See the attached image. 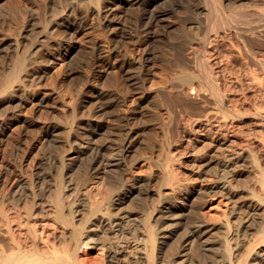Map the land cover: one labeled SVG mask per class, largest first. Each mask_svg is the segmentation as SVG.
<instances>
[{"label": "bare ground", "instance_id": "obj_1", "mask_svg": "<svg viewBox=\"0 0 264 264\" xmlns=\"http://www.w3.org/2000/svg\"><path fill=\"white\" fill-rule=\"evenodd\" d=\"M167 1L176 0H35L25 11L0 5V264H102L89 254L103 236L120 242L111 241L103 264H264V247L255 250L264 244V56L251 44L264 38V10L233 6L263 0H203L198 26L211 25L212 36L207 29L194 38V22H163ZM129 5L141 8L139 24ZM88 29L105 31L106 40L78 43ZM135 36L146 47L129 58L124 42ZM154 41L171 44L174 62L191 69L175 95L155 102L154 116L170 115L163 163L138 172L133 160L151 142L136 149L143 133L134 112L117 113L114 128L106 122L131 88L112 93L88 84L96 68L120 64L126 88L143 90ZM77 43V61L71 58L81 75L50 78L62 50ZM72 64L64 58L58 73ZM48 79L60 94L74 93L70 106L50 108V94H38ZM235 96L240 103L231 106ZM173 145L181 157L171 155ZM183 169L192 180L178 178ZM100 181L107 189L95 198ZM214 195L228 202L219 221L203 210Z\"/></svg>", "mask_w": 264, "mask_h": 264}, {"label": "rangeland", "instance_id": "obj_2", "mask_svg": "<svg viewBox=\"0 0 264 264\" xmlns=\"http://www.w3.org/2000/svg\"><path fill=\"white\" fill-rule=\"evenodd\" d=\"M2 1L0 2V5L5 7L6 11H8L9 7L10 8L13 7V9L16 8V10H18V11L20 10L19 8H21L22 11H25L26 9L28 10V7H29V9H30V7H32L33 1H34V4H35V0H2ZM177 1H179V2H177ZM203 3H204L203 0H176V1H171V2L167 1V3L164 2L163 4H165V5L163 6V4H162L161 8H163L165 10V6H166L167 9H166V13L163 15V22L166 23V24H174V25H183V23H184V25H186L187 27L189 26V28L191 26L190 25L191 22H194L193 25L194 26L195 25L198 26V24H200V20L202 18L199 20L200 17H198V16H200V15H198L196 17V15H197V6L199 4H203ZM262 3L264 4V0L262 1ZM263 4L259 3L260 7H264ZM234 5H236L235 6L236 8L237 7L238 8L241 7V9L246 10L248 12H255V11L259 10V9L262 10V11L264 10V8L262 9V8L258 7V5H254V6L250 5V6H246V8H245V5H240L238 2L237 3H233V6ZM22 7L24 8V10L22 9ZM129 7L131 9L133 8L132 9L133 11ZM129 7L127 6L126 12L129 13L132 16V20L133 21H135V22H137L139 24L140 22H139L138 17H139V13L141 11V8L139 6H136V5H129ZM138 8H140V9H138ZM248 8H249V10H247ZM136 9H137V11H136ZM251 9H252V11H251ZM185 10H187L186 12H189V16L187 15L188 13H184ZM10 11H11V9H9V12ZM179 11L181 12L182 16H181ZM12 12H14V11H12ZM192 12L194 14H192ZM183 16H184V18H185V16H188L189 18L187 19V17H186V20H184ZM190 17L192 19L194 18V20L195 19H197V20L194 21ZM214 19H216V18L215 17L212 18V21H211L212 24L214 23ZM119 21H120V19L117 18L115 23H119ZM187 21H189V23ZM197 21L199 23H197ZM178 23H180V24H178ZM198 27L200 28L201 26H198ZM210 28H211V25L209 26V28H206V31H207V29L209 30L208 31L209 35L212 32V29H210ZM154 29L156 30V28H153L150 31H155ZM100 30L101 29H98V30L97 29H94V30L93 29H88V30H86L84 33H82L80 35V37L78 39V43H83V44L86 43L87 45L90 46L92 40H97V41H103L104 42L106 40L107 33L105 31H103V30H101V31ZM198 30H197L198 33L196 32V30H194L195 33L192 32L193 38L196 37V36H199L202 32H206L205 29H203V28H200ZM113 31H114V29L111 28L109 33H113ZM151 34L149 36H151ZM195 34H197V35L195 36ZM210 36H212V34ZM1 37H4V36H1ZM136 38L137 37L135 36V39L133 38V39H131L129 41H126L127 43L124 42L125 44H129V45H127L128 46V55H129L128 57L129 58H131V57L133 58L134 56H137L139 54V52H141V50H142L141 48L146 47V46L140 45V44H142V42L139 40V38L138 39H136ZM136 40H138V41H136ZM193 40H196V39H193ZM261 41L264 42V38L260 39V44H259V40L258 41L253 40L252 42L250 40L252 46L255 44L253 47H255V49L258 50L259 55L264 56V43L262 44ZM253 42H257V43L253 44ZM78 43L75 44V45L74 44L70 45L66 49L62 50V53H61L62 57H60L57 60V62L55 63V66H52L50 71H49V75H51L50 78H53L54 75H55V79H56L57 77H61L63 75H67V74H70V73L73 74V77L81 75V72H80L81 68L77 64V62H76L77 59L75 58L77 56L75 54L77 53L76 51L78 50V45H79ZM149 45L151 47L147 46V48L149 47L150 51H151V49H153L151 52H154V53L152 54L153 55L152 62L149 65L146 66V69L143 72V75H144V89L143 90L142 89H134L135 87H133L132 85H131V87L126 88L127 85H126V81H124L125 77H124V74L122 72V69L119 66L120 64H117L115 66V68H113L112 65H102V66L96 68V71L94 73L92 81H89V84H88V85L101 86V87L104 88L105 91H111L112 93H117V92L120 93L121 92L120 90H122L123 93H126L127 92L126 89H130L131 88L130 89L131 92L129 91L130 93L128 94L129 96H128L127 100L124 103H122L121 108L120 107H118V108L114 107V108H112L110 110L111 112L107 116L106 122L108 121V123H109L108 125H110L112 123L110 125V128H114L116 123H117V121L115 120V116H116L117 113L118 114H122L123 110H125L128 113H133L134 112L133 114H135L136 117L133 118L131 120V122H132L134 127H137L138 129H140L139 133L141 134V132H142L143 134H141V135L144 136V137L143 136L140 137V141L142 140L143 142H142V144L140 143L139 146H138V144H139L138 143L137 146H136L137 147L136 149H139V148H140V150L143 149V152H144L145 144H143V143L144 142H146V143L151 142V146L149 148H147V149L145 148V152L147 150V153H145V152L143 153L144 155L146 154V156H149V158L148 159H146V158L144 159V158H142L143 154H141L142 156H140V154L139 155L137 154L136 157H138V158L133 160V162L135 164V167H136V170L138 172H142V171L144 172V171H146L148 169L150 170L151 168L152 169H155V168L157 169V167H160V163H163V158H164V153H165V148H166L163 138H165L164 136L166 134V131L170 130L169 124H168L169 119H170V115L167 113L168 112L167 110H163L162 111V115H159V117H158V115L154 116V113L156 112L155 110H157L156 107H155V104H156L155 102H158L159 99L164 98L165 95H166L165 97H170L171 95L169 93H171V94L174 93L173 91H175L176 88L179 85L183 84V80L182 79H184L183 77L185 76L183 74H186L185 72H189L190 69H191V65H190L191 63H189V62H188V64H189L190 68L188 67V64L185 65L184 62L181 63V66H180V64L178 66L177 62L180 63L178 61L179 59L176 58V56H178L177 55L178 52H177V50H175V48L173 50H171L172 49L171 44L168 45L167 42L164 43V41L163 42L154 41V42L149 43ZM166 46H167V48H169V46H170V49L167 50ZM136 49H138V50L136 51ZM165 50H167V52L168 51H170V52L167 53ZM223 51L226 54H228V50L227 49L226 50L223 49ZM171 52L173 53V55H172ZM204 53H202V54H204ZM208 53L209 52H207V54ZM207 54L205 53V56H207ZM71 57H74L76 61L73 59L74 62H72L73 60H72ZM227 57H228V55H227ZM64 58L68 59V61H70L73 64H72V66L70 65V66L65 67L64 69H66L67 71L65 70L63 72H59L60 73L59 74L58 73V69H60L59 65L63 63V59ZM173 58H175V60ZM211 58L212 57H210V59ZM246 58L247 57H245V60L244 59H240V60L241 61L244 60L246 62H249L248 65L251 66V67L252 66L254 67L253 62L252 61L250 62L248 59L246 60ZM176 60H177V62H174ZM241 61H240V63H243V65L246 64V62H244V61L241 62ZM57 73L59 75H56ZM112 77H114L116 80H114V78H112ZM180 77H181V79H180ZM53 79L52 80L48 79L46 82L42 83V85H40V87L38 89V94H42V93L47 94V95L50 94V97H51V100H52V101H50L51 104L49 103V107L50 108H53L55 106V104L57 105L58 109H61L62 107H65V106L66 107L70 106L71 103L74 102V99H75L74 93L73 92H69V93L68 92H64V95L60 94L59 93V89H58V85H57L56 82H53L54 81ZM119 79L122 80L121 81V85L120 84L117 85V82L120 83V81H118ZM102 81H103V83H102ZM123 85H125V87H123ZM118 88L120 90H118ZM114 90H116V92ZM226 91L228 93V90H226ZM172 95H175V93L172 94ZM37 96L38 95L33 96L32 99H36ZM62 96H64V98H62ZM232 99H234V101L231 100V103L228 102V99H226V103L228 102L227 103L228 106H230V104H231V106H235V105H238L240 103V101L237 100L238 99L237 96H235V98L233 97ZM82 100H84V99H82ZM141 100H142V102H141ZM237 101H238V103H236ZM52 102H53V105H52ZM62 102H65V103L62 104ZM139 102H141L142 104H140ZM211 102H212V106H213V104H214L213 99H210V103ZM232 102H235L236 104L232 103ZM153 106L155 107V109L153 108ZM150 109H151V111H150ZM152 115L155 118L152 117ZM139 116H141V117H139ZM156 116H157V119H156ZM112 125H114V127H112ZM143 126H145V127L143 128ZM263 126H264L263 124H262V127L259 126V129H262L261 131L264 133V127ZM16 127H17V125H14V126L11 127V131H12L13 134H15V132H16V129H17ZM172 127H173V125H172ZM149 131H151V132H149ZM148 132H149V134L147 135L146 133H148ZM258 132H259V130H258ZM262 132H259V133L263 134ZM160 144H162V146L164 145L163 146L164 149H162L163 147ZM143 145H144V147H140V146H143ZM154 145H155V147H154ZM177 147H178V145H173L170 148V153H171V155H173V157L176 156L177 154H179V151H177L179 147L178 148ZM140 150H138V152H142V150L141 151ZM151 151H153V152H151ZM177 156L181 157L180 155H177ZM177 156L174 157V158H177ZM183 171L185 173H182ZM186 173H188V174H186ZM178 175H179L178 178L180 180L181 179H183V180H192L193 179V177L191 176L192 174L190 173L189 169H183L181 172H179ZM100 182L97 184V186L99 185L100 187H97V189L93 193L94 197L98 196L99 198H101V196H99V195H103L105 190L107 189L106 181H100ZM195 182H197V181H195ZM97 192L98 193L100 192L99 195H98ZM95 193H96V195H95ZM221 197L222 196H218V195L211 196L209 198V201H207V203L204 205L205 208L203 210L204 211L208 210L209 211L208 215L213 218V219L210 218L211 221L212 220L213 221L221 220L225 216L224 213H226L228 211V208H227L228 207V202L226 201V199L224 197H222V198ZM95 198H97V197H95ZM217 217H218V219L215 220ZM106 239L107 238H105L103 236L98 242L96 241V242H94L92 244L93 248H91V251H90V254H89V258L92 260L93 263H102V264L105 263L106 255H107L108 250L110 248L111 241H113V243L115 245H118L120 243L118 238H115V239L113 238L112 240L107 239V242H106ZM136 244L132 243L131 247H134V245L136 246ZM262 247H264V244H259L255 248V250L256 251L260 250ZM174 259H176V258H173V260Z\"/></svg>", "mask_w": 264, "mask_h": 264}]
</instances>
